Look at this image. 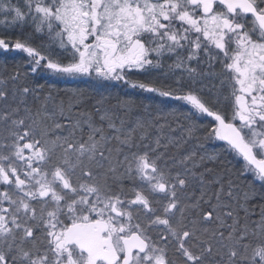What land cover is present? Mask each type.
Wrapping results in <instances>:
<instances>
[{"label": "snow or ice", "instance_id": "6c2138e0", "mask_svg": "<svg viewBox=\"0 0 264 264\" xmlns=\"http://www.w3.org/2000/svg\"><path fill=\"white\" fill-rule=\"evenodd\" d=\"M0 264H264V0H0Z\"/></svg>", "mask_w": 264, "mask_h": 264}, {"label": "trees", "instance_id": "16d2710c", "mask_svg": "<svg viewBox=\"0 0 264 264\" xmlns=\"http://www.w3.org/2000/svg\"><path fill=\"white\" fill-rule=\"evenodd\" d=\"M74 86H76V84H74V83H70V84H67V85H61V87H74ZM80 86H83V85H80Z\"/></svg>", "mask_w": 264, "mask_h": 264}]
</instances>
